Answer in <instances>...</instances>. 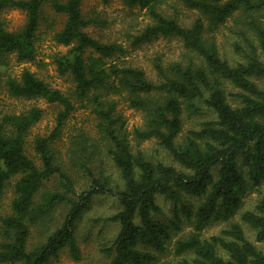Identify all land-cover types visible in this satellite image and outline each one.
Instances as JSON below:
<instances>
[{
  "label": "trees",
  "instance_id": "obj_1",
  "mask_svg": "<svg viewBox=\"0 0 264 264\" xmlns=\"http://www.w3.org/2000/svg\"><path fill=\"white\" fill-rule=\"evenodd\" d=\"M123 1L129 7L146 9L151 18L150 24L132 36L133 44L157 36L175 37L200 63L189 59L163 66L155 59L159 79L153 82L141 68L127 64L122 45L101 42L84 31L92 20L82 15V0H0V12L15 8L26 13L18 31H8L0 22V65L12 53L19 61L34 60L40 11L45 4L65 14V23L53 39L71 47L56 57L57 70L71 77L74 97L97 115L106 153L120 178L112 184L110 176L96 175L88 155L71 150L87 182L86 188L78 189L56 163L52 149L74 103L27 69L18 77L9 76L5 86L10 95L42 98L62 109L49 133L33 137L39 165L28 156L26 139L42 110L33 106L25 112L0 115V200L17 177L10 212L0 216V264H50L63 250L78 260L75 227L98 195H110L118 205L111 215L95 220L118 224L112 244L103 248L109 259L100 264H155L168 250L172 236L182 230L179 210L192 225L173 244V255L181 257L179 264H264V251L245 236L239 223L231 222L239 213L241 221L254 230L255 241L264 242V193L252 209L239 212L246 195L264 182V89L257 83L264 80V22L256 16L264 12V0H179L197 13L190 25L160 11L162 0ZM237 13L247 18L256 47L249 43L251 51L244 61L231 64L205 37V30L219 27L229 18L238 20ZM225 81L238 89L231 94L235 106L227 99ZM114 96L145 112L142 128L124 130V121L114 110ZM203 108L211 110L214 118L199 129L188 130L178 141L183 111L191 116ZM128 134L136 143L155 138L179 167L134 151ZM55 174L63 191L41 192L43 182ZM158 196L172 203L171 219L159 218ZM192 197L197 200L191 201ZM59 207L65 211L56 224ZM218 222L230 223L219 234L202 237L207 226ZM32 227L43 235L38 242H31Z\"/></svg>",
  "mask_w": 264,
  "mask_h": 264
},
{
  "label": "rangeland",
  "instance_id": "obj_2",
  "mask_svg": "<svg viewBox=\"0 0 264 264\" xmlns=\"http://www.w3.org/2000/svg\"><path fill=\"white\" fill-rule=\"evenodd\" d=\"M80 8L84 18L92 20L84 31L101 42H114L122 45L126 49L124 58L127 64L141 68L145 72L146 77L153 82H158L159 79L153 66L155 59H158L163 66L173 62L184 64L189 59L200 63V60L194 54L187 52L182 46V42L175 37L157 36L149 42L133 44L132 36L151 23V18L146 9L129 7L123 0H109L106 3L101 0H82ZM158 9L165 15L174 17L184 25H190L197 16L196 11L186 8L179 0H162L158 4ZM237 15L238 20L229 18L219 27L205 30V37L215 43L220 56L231 64L244 61V56L251 51L249 43L256 47L253 34L247 27V18L243 14L237 13ZM256 16L260 21L264 22V12ZM65 20V14L57 13L49 5L45 4L40 11L34 60L19 61L15 53L5 57L4 63L0 65V115L2 112H25L33 106L42 110L41 118L30 128L26 139L27 154L39 165L40 161L32 149L33 137L37 134L49 133L55 126V117L62 107L57 103H49L42 98L14 97L9 94L5 86V81L9 76L18 77L24 69L33 72L52 88L67 94L74 103V110L65 120L59 137L52 142L55 161L62 171L71 176L78 189L86 188L85 174L75 165L72 159L71 150H78L83 155H88V158L91 159L92 163L90 166L96 175H108L112 184L118 183L120 182L119 174L106 153L105 140L100 131L97 115L91 110L89 105H84L74 97V84L71 77L68 74H61L57 70L56 57L65 54L71 47V45H63L53 39L54 33L63 27ZM25 21L26 13L20 9L7 8L0 12V22L8 31H18ZM255 50L257 53L259 52L257 48ZM107 60L114 61L112 58ZM257 83L264 89V80H257ZM223 85L228 101L235 106L236 101L231 94L236 93L238 89L226 81ZM112 99L115 103V112L124 121V130L126 129L130 132L132 128H142L144 126L146 121L144 111L129 106L128 102L121 96H114ZM213 118L214 113L206 108H203L200 113L191 116H188L184 110L181 116V131L177 136V140H182L188 130L199 129L203 122ZM127 139L133 146L134 151H142L151 160H159L179 167L155 138L136 143L133 136L128 134ZM16 179L17 177H14L6 186L0 200V216L10 212V204L14 198L13 184ZM43 191H63L59 185V176L57 174L43 182L41 192ZM263 193L264 182L260 184L257 190L246 195L239 212L252 209ZM190 200L195 202L197 198L192 197ZM157 202L162 209L159 218L171 219L174 214L172 203L165 201L161 196H158ZM117 210L118 205L114 197L110 195L95 196L90 207L83 211L74 231L80 258L75 260L67 251L63 250L59 252L58 257L52 260L50 264H100L108 261L109 258L105 255L103 248L112 244V239L118 230V224L114 222H95V220L111 215ZM64 211V207H59L56 211L54 215L56 224L62 214H64ZM178 215L183 220L182 230L172 236L168 242V250L159 255V259L155 264H179L181 260V257L173 255L172 247L179 237L191 231L192 225L186 221L185 215L181 210L178 211ZM231 222L239 223L245 236L264 251V242L255 241L254 230L241 221L239 213L231 219ZM229 223H213L207 226L201 232V235L202 237H209L219 234L221 230L228 228ZM30 230L31 242H38L43 236L42 233L35 227Z\"/></svg>",
  "mask_w": 264,
  "mask_h": 264
}]
</instances>
